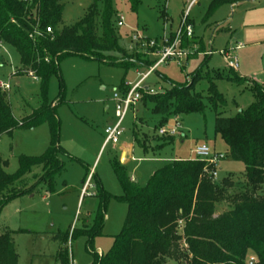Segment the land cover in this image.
<instances>
[{
  "label": "rangeland",
  "instance_id": "374dc122",
  "mask_svg": "<svg viewBox=\"0 0 264 264\" xmlns=\"http://www.w3.org/2000/svg\"><path fill=\"white\" fill-rule=\"evenodd\" d=\"M91 1L60 0L63 11L57 28L80 20ZM190 1L112 0L111 20L117 48L107 53L109 60L79 55L62 57L57 62L58 73L47 81L44 95L39 79L26 73L14 74L20 66L17 52L5 44L0 47V80L9 86L2 92L14 118L26 116L46 100L53 107L58 121V143L65 151L59 156L63 169L54 177L52 191H48L47 184L40 183L31 193L11 199L0 211V234L12 232L18 264H57L54 257L61 243L53 237L66 232L69 237L64 246L69 259L73 264H90L87 238L84 235L71 238L70 235L73 229L80 230L91 224L104 199L94 195L95 181L110 196L105 202L101 235L94 237L90 246L98 253H105L111 247L127 212V205L120 199L122 189L114 165H121L126 177H132V183L142 187L153 171L166 163L194 159L192 150L196 145L205 143L213 151L226 153L225 143L214 132L215 113L206 99L201 112L171 113L160 125L159 115L139 105L138 116L131 110L125 115L118 142L102 146L104 128L116 121L112 95L120 94L122 86L134 83L139 73L146 70L141 65L111 60L129 57L134 61L138 54L141 59L152 60L148 52L153 49L143 53L145 46L133 40V35L160 44L163 33H175L183 15L187 16L186 23L192 29V39L198 41L195 50L182 66L175 62L159 65L157 73L152 72L142 82V87L161 92L169 88L158 73L176 83H184L199 67L200 75L219 71L223 77L215 79V84L225 101L222 115L233 116L254 101L247 83L238 85L227 78L230 72L220 50L233 49L236 45L238 68L234 71L264 86V0L223 3L214 9H211L214 0H193L189 4ZM119 19L120 25L117 24ZM206 88L205 79L199 76L194 79V91L206 96ZM133 122L139 132L146 135L144 147L133 138ZM160 128L176 131L172 139L164 142L157 134ZM48 141L46 122L31 129L16 127L10 134H1L0 157L7 162L6 172L17 169L18 156L41 154ZM122 148L126 150L123 161L120 160ZM90 168L94 178L90 181L89 175L83 183L85 171ZM243 169L240 161L227 157L217 161L215 181L229 177L235 187L225 191L222 201L214 205V216L228 209L231 196L243 184ZM39 172V167H33L16 186L29 187L34 182L33 175ZM83 186L86 187L82 191L85 197L79 199ZM246 258L254 262L255 255L248 252ZM167 264L176 262L169 260Z\"/></svg>",
  "mask_w": 264,
  "mask_h": 264
},
{
  "label": "trees",
  "instance_id": "16d2710c",
  "mask_svg": "<svg viewBox=\"0 0 264 264\" xmlns=\"http://www.w3.org/2000/svg\"><path fill=\"white\" fill-rule=\"evenodd\" d=\"M239 1L214 0L211 9ZM111 2L92 0L80 20L58 29L63 11L60 0H0V41L17 52L18 68L36 73L44 95L47 81L58 73L57 62L62 57L79 55L109 60L107 53L117 48ZM47 26L52 29L50 33L45 32ZM34 30L37 34L31 37ZM169 35L173 38L174 33ZM192 38L183 34L182 47L198 42ZM139 57L138 54L134 61L129 57L111 61L144 67L153 63ZM200 69L184 83L158 73L169 88L152 93L139 90L141 108L159 115L160 125L171 113L201 112L206 99L215 113L214 132L226 145L224 157L243 163V184L231 196L228 209L214 216V205L235 184L229 177L215 181L210 174L215 169L212 164L198 158L173 160L154 170L142 187L126 177L121 165H114L122 189L120 199L127 205L120 233L114 236L105 253L90 246L93 238L101 235L105 202L110 196L94 180V195L104 199L91 224L73 229L70 235L87 238L90 264H167L169 260L176 264H264V86L228 68L227 78L238 85L247 83L254 101L233 116H223L225 101L215 84V79L223 76L219 71L200 75ZM198 76L206 80V96L193 90ZM122 87V91L128 88ZM43 122L48 125L49 141L41 154L18 156L17 169L11 173L6 172L7 162L0 157V211L11 199L31 193L40 183L47 184L48 191H52L53 179L63 169L59 156L65 154L58 143V121L53 107L44 100L26 116L15 119L0 89V135L10 134L16 127L31 129ZM160 136L164 142L172 139L171 135ZM133 138L144 147L146 135L139 132L134 122ZM33 167L40 169L33 175L34 182L27 188L16 186ZM85 172L83 183L89 175L90 181L94 178V173ZM68 237L69 232L53 237L61 243L54 257L57 264H68V250L64 246ZM248 252L255 255L254 262L246 258ZM17 259L12 232H2L0 264H18Z\"/></svg>",
  "mask_w": 264,
  "mask_h": 264
},
{
  "label": "built area",
  "instance_id": "2783aa9c",
  "mask_svg": "<svg viewBox=\"0 0 264 264\" xmlns=\"http://www.w3.org/2000/svg\"><path fill=\"white\" fill-rule=\"evenodd\" d=\"M29 1V0H23ZM118 25L121 24V20L119 19ZM51 27L47 26L45 28V32L50 33ZM37 31L34 30L30 36L36 35ZM190 37L192 35V29L189 24L186 23V15H183L181 21L179 23V27L176 29L173 38H170L168 33H163L161 36L160 44H157L151 39L141 38L137 34L133 35L132 39L136 42L140 43V45L145 46L144 52H148V55L153 56L152 60L153 63L146 67V70L142 73H139L138 79L132 83L127 84L128 88L125 91H121L120 94L114 93L112 95V100L114 101V115L116 117V121L114 123L110 122L104 128L105 138L103 141V145L106 143L116 144L120 135L123 133V128L121 126L122 121L129 110L133 113L137 114L138 108L141 101V92L139 90H145L147 92L152 93L153 89L150 87H142V82L152 73L154 72L157 67L161 64H167L169 62H175L177 65H183L186 63L188 57L193 53L196 48L195 43H190L187 47H182V35ZM2 42L0 41V47H2ZM236 48L231 49H222L220 53L226 63V66L231 69L238 68V58L236 54ZM26 73L27 75L31 76L33 79H39L36 73L30 69L24 68L20 69L17 68L14 71L15 73ZM8 83L3 82L0 80V89H8ZM176 129L172 128L170 130L165 129H158V134L160 135H173ZM194 154V158L201 159L206 163L212 164L213 166L216 165L217 161L223 159L224 154L219 153L216 151L211 150L205 143H201L196 145V147L192 150ZM211 176L214 178L215 176V169L211 170ZM133 181V178H130ZM86 187L83 186V191ZM68 264H73V262L69 259Z\"/></svg>",
  "mask_w": 264,
  "mask_h": 264
},
{
  "label": "crops",
  "instance_id": "0c3cea01",
  "mask_svg": "<svg viewBox=\"0 0 264 264\" xmlns=\"http://www.w3.org/2000/svg\"><path fill=\"white\" fill-rule=\"evenodd\" d=\"M193 0H191L190 2H189V4L192 2ZM188 4V5H189ZM170 32V31H169ZM244 77H246V76H244ZM257 81V80H256ZM261 84V83H260ZM137 116H138V112H137ZM102 146H103V143H102ZM125 152H126V150L124 149V148H122L121 149V152H120V154H121V156H120V160L121 161H123V158H124V155H125ZM92 168H90L89 169V171L91 172L92 170H91ZM83 188V187H82ZM81 188V190H80V193H79V199H80V197L82 198V199H84V194L82 193V191H83V189Z\"/></svg>",
  "mask_w": 264,
  "mask_h": 264
},
{
  "label": "water",
  "instance_id": "95a60500",
  "mask_svg": "<svg viewBox=\"0 0 264 264\" xmlns=\"http://www.w3.org/2000/svg\"><path fill=\"white\" fill-rule=\"evenodd\" d=\"M251 262V261H250Z\"/></svg>",
  "mask_w": 264,
  "mask_h": 264
}]
</instances>
